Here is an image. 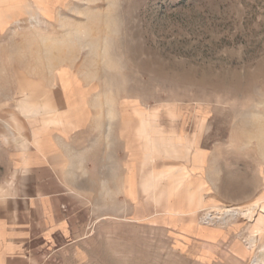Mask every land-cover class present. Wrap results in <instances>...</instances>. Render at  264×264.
<instances>
[{
  "label": "rangeland",
  "instance_id": "rangeland-1",
  "mask_svg": "<svg viewBox=\"0 0 264 264\" xmlns=\"http://www.w3.org/2000/svg\"><path fill=\"white\" fill-rule=\"evenodd\" d=\"M49 17L14 24L16 54L137 102L183 181L147 200L154 217L91 224L43 264H264L260 210H242L264 201V0H63Z\"/></svg>",
  "mask_w": 264,
  "mask_h": 264
},
{
  "label": "crops",
  "instance_id": "crops-1",
  "mask_svg": "<svg viewBox=\"0 0 264 264\" xmlns=\"http://www.w3.org/2000/svg\"><path fill=\"white\" fill-rule=\"evenodd\" d=\"M35 1L0 0V264H43L91 224L152 218L147 200L174 198L168 180L183 181L155 159L137 102L100 94L57 59L47 78L40 49L16 54L14 24L49 23L63 2Z\"/></svg>",
  "mask_w": 264,
  "mask_h": 264
},
{
  "label": "bare ground",
  "instance_id": "bare-ground-1",
  "mask_svg": "<svg viewBox=\"0 0 264 264\" xmlns=\"http://www.w3.org/2000/svg\"><path fill=\"white\" fill-rule=\"evenodd\" d=\"M235 209L236 208H230V209H226L225 211L233 214L235 212ZM237 209L239 212L242 213V211L240 210L241 208L239 209V207H238ZM255 209H259L260 211L263 210V212L258 211L259 213H258V217H257L256 221L259 223L260 220L264 218V201L254 202L250 206L248 205L245 208H242L243 212L245 211V214L248 216H255L256 213L253 214ZM208 216H209V214H206L205 219L206 218L208 219ZM263 248H264V245H263Z\"/></svg>",
  "mask_w": 264,
  "mask_h": 264
},
{
  "label": "built area",
  "instance_id": "built-area-1",
  "mask_svg": "<svg viewBox=\"0 0 264 264\" xmlns=\"http://www.w3.org/2000/svg\"><path fill=\"white\" fill-rule=\"evenodd\" d=\"M208 219H210V218H208Z\"/></svg>",
  "mask_w": 264,
  "mask_h": 264
}]
</instances>
